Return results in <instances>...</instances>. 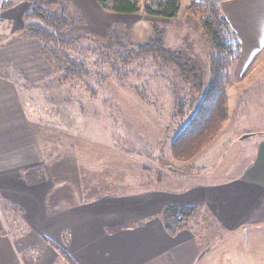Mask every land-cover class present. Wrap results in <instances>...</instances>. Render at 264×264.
<instances>
[{"label":"crops","instance_id":"crops-1","mask_svg":"<svg viewBox=\"0 0 264 264\" xmlns=\"http://www.w3.org/2000/svg\"><path fill=\"white\" fill-rule=\"evenodd\" d=\"M39 1L45 9L59 1L71 4L70 10L82 20L72 27L100 41L116 24H126L136 40L146 41L149 24L178 18L120 15L96 0ZM192 1L180 0L181 9ZM215 1L241 44L232 73L236 85L251 88L264 82V77L259 79L264 72V0ZM33 4L11 7L0 0V21L16 20L13 33L0 39V264H26L28 256L31 264H38L37 246L67 264H264V217L259 220L264 206V139L257 145L254 164L241 175L247 194L214 195L212 184L222 177L187 174L179 176L173 190L160 186L85 198L79 190L82 178L73 170L81 164L76 154L71 158L68 134L40 122L44 117L38 118L26 93L28 85L50 70L43 44L20 35L24 14ZM17 6L21 9L15 19L4 16ZM169 205L196 209L175 235L162 221ZM23 235L38 238L34 247L26 246Z\"/></svg>","mask_w":264,"mask_h":264},{"label":"rangeland","instance_id":"rangeland-1","mask_svg":"<svg viewBox=\"0 0 264 264\" xmlns=\"http://www.w3.org/2000/svg\"><path fill=\"white\" fill-rule=\"evenodd\" d=\"M34 2L43 6L39 0H4L6 6L11 7L16 3ZM60 5L69 23L65 34L72 38L86 37L62 50L74 61L85 63L83 73L70 74L62 63V54L57 59L48 57L44 49L50 70L42 75L44 78L28 85L26 93L35 104L38 118L44 117L40 122L68 134L71 158L76 154L77 163L81 164L78 165L80 169L73 170L82 178L79 190L83 189L85 198L97 194L121 195L160 186L173 190L179 183L176 181L179 176L187 174L200 178L205 174H211L214 179L222 177V182L212 184L214 195L247 194V186L240 179L254 164L257 145L264 139V82L261 80L262 83L251 88L236 85L237 79L232 74L239 61L236 62L231 67L227 88L228 120L197 158L178 162L172 155V142L195 112L205 91L197 93L194 89V75L202 76L206 88L210 80L211 52L199 18L181 9L172 23L156 22L145 26L150 31L148 40L154 37L156 28L166 48L182 55V62L188 69L194 68V72L188 71L182 76L176 66L166 65L142 49L138 51V46L148 40H136L126 24H116L106 40L100 41L72 27L79 16L77 11L70 10L71 4L59 1L48 9L60 13ZM17 7L4 16H17L21 9ZM29 11L24 14L25 27L35 20L26 18ZM139 15H145L143 8ZM12 22L0 21V39L13 33L16 20ZM9 31L12 33H7ZM122 54L131 57L121 59ZM260 73L254 75L258 77ZM263 77L264 72L259 79ZM64 101L67 104L60 105ZM245 135L250 137L241 140ZM70 165L72 169L71 161ZM261 210L259 220L264 217V206ZM246 216L249 217V213ZM23 238L30 247L38 241L32 236L23 235ZM37 254H41L38 264L44 261L67 264L64 259H55L46 249L39 250L38 246ZM28 259L30 256L25 258L26 264H31Z\"/></svg>","mask_w":264,"mask_h":264},{"label":"trees","instance_id":"trees-1","mask_svg":"<svg viewBox=\"0 0 264 264\" xmlns=\"http://www.w3.org/2000/svg\"><path fill=\"white\" fill-rule=\"evenodd\" d=\"M105 10L116 14L131 16L141 12L142 8L146 16L172 20L181 10L180 0H96ZM144 3V4H143ZM186 11L196 15L200 20L201 28L206 36L210 52V80L204 91L200 104L195 112L183 125L179 134L172 142L171 151L174 160L178 162H190L205 150L222 130L223 124L229 118V105L227 88L230 83L231 67L239 61L242 48L236 34L231 29L228 21L223 16L217 1L194 0ZM27 19H35L20 33L25 38H36L44 45L48 57L59 58L62 54V63L70 74L77 76L84 70L83 61L76 62L69 54L63 52L64 48L73 46L86 37H69L64 30L69 27L65 10L60 13L45 9L36 2L32 5ZM160 32L154 29V37L146 43L138 46L146 54H151L158 61L166 65L176 66L182 76L193 69H188L183 64L182 55L174 50L166 48L160 36ZM60 51L62 53H60ZM138 54H140L138 52ZM130 55H123L129 58ZM131 57V56H130ZM80 77V76H79ZM202 76L194 75V89L199 93L203 89ZM189 84V83H188ZM185 106V105H183ZM196 214L193 207L182 205H169L162 214V221L166 231L175 235L185 228L190 219Z\"/></svg>","mask_w":264,"mask_h":264},{"label":"water","instance_id":"water-1","mask_svg":"<svg viewBox=\"0 0 264 264\" xmlns=\"http://www.w3.org/2000/svg\"><path fill=\"white\" fill-rule=\"evenodd\" d=\"M250 137V135H245V136H243L242 138H241V140H246V139H248Z\"/></svg>","mask_w":264,"mask_h":264}]
</instances>
